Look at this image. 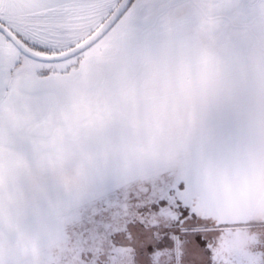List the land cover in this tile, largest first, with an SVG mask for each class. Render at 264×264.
I'll return each mask as SVG.
<instances>
[{"label": "snow or ice", "instance_id": "obj_1", "mask_svg": "<svg viewBox=\"0 0 264 264\" xmlns=\"http://www.w3.org/2000/svg\"><path fill=\"white\" fill-rule=\"evenodd\" d=\"M226 8L244 14L239 0H0V218L22 176L74 163L59 214L76 264H264V55L245 56ZM0 264H35L4 227Z\"/></svg>", "mask_w": 264, "mask_h": 264}, {"label": "rangeland", "instance_id": "obj_2", "mask_svg": "<svg viewBox=\"0 0 264 264\" xmlns=\"http://www.w3.org/2000/svg\"><path fill=\"white\" fill-rule=\"evenodd\" d=\"M239 3L244 9V14L238 19L231 8L223 9L219 15L229 26L234 22L238 25L244 33L245 56L256 59L264 55V38L258 39L256 32L247 27L252 22L254 13L252 6L256 5V0H239ZM121 137L122 133L118 129L110 134V140L114 144H118ZM120 163V157L116 154L110 165L115 170ZM68 185L71 187H67ZM25 189L31 192L26 195L25 200L30 206L23 202L24 195L27 193ZM79 190L80 178L74 163L68 164L64 172L60 174L50 173L40 178L22 176L16 188L17 199L11 204L10 211L0 218V227L11 231L14 240H18L22 246L27 245L33 249L34 258L37 257L38 264H45L41 254L46 248L56 247V244L62 245L60 244L63 241L62 235L66 232L63 218L59 214V209L63 205L62 194ZM58 232L60 235L57 234ZM69 239L74 244L70 237ZM35 264H37L36 261Z\"/></svg>", "mask_w": 264, "mask_h": 264}, {"label": "trees", "instance_id": "obj_3", "mask_svg": "<svg viewBox=\"0 0 264 264\" xmlns=\"http://www.w3.org/2000/svg\"><path fill=\"white\" fill-rule=\"evenodd\" d=\"M25 190L27 191L28 189ZM27 194H31V192L27 191V193L24 195L25 197L23 202L30 206L29 203L25 202ZM57 234L60 235L59 232ZM62 236L63 241L62 243H60L62 245L56 244V247L46 248V250L43 251V253L41 254L43 255L42 258L44 259L45 264H76V253L78 251L79 244L78 242H75L73 239H71L74 243L72 244L70 242L69 235L67 234V232H64ZM34 260L38 264L37 257L34 258Z\"/></svg>", "mask_w": 264, "mask_h": 264}, {"label": "clouds", "instance_id": "obj_4", "mask_svg": "<svg viewBox=\"0 0 264 264\" xmlns=\"http://www.w3.org/2000/svg\"><path fill=\"white\" fill-rule=\"evenodd\" d=\"M257 8L254 10L252 22L247 26L249 30H254L257 34V38H264V10L261 6H264V0H256ZM67 187H71L68 185Z\"/></svg>", "mask_w": 264, "mask_h": 264}]
</instances>
